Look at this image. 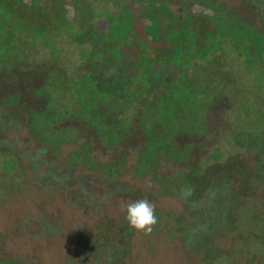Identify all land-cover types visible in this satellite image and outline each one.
Here are the masks:
<instances>
[{
  "label": "rangeland",
  "instance_id": "rangeland-1",
  "mask_svg": "<svg viewBox=\"0 0 264 264\" xmlns=\"http://www.w3.org/2000/svg\"><path fill=\"white\" fill-rule=\"evenodd\" d=\"M257 6L262 11L264 0H0V81L15 84L25 79V73L50 76L52 87L57 89L54 99L59 90L63 98L59 104L71 107L75 93L70 95L72 98L62 96L60 84L68 82L67 87L71 86L76 79L86 78L84 73L94 70L89 64V44L97 37L116 40L119 46L115 54L124 51L136 57L141 69L164 70L172 79L184 78L187 87L193 82L197 88L213 90L209 100L204 96L206 105L200 119L203 127L198 131L203 138L200 146L205 149L198 159L201 169L210 163L206 157L218 158L220 163L231 162V158L244 161L252 191L236 199L250 203L246 208L249 211L244 212L246 218L240 217L235 228L227 229L225 238H218L223 250L225 247L234 251L231 262L222 264H264L253 254H264L257 245L259 239H264V217L256 214L264 213V17L256 11ZM251 27L257 28L256 32ZM143 56L149 58L147 64L141 62ZM20 73H24L23 77ZM31 81L32 93L39 95L44 82ZM12 96L9 105L16 104ZM33 112L29 110L24 116L35 123ZM210 128L214 130L212 136ZM6 135L12 150L18 148L20 140L19 152L26 150L22 138L34 137L25 129ZM74 135H61L53 149L65 171V156H71L77 148L71 137ZM46 139L57 142L52 135ZM7 156L13 157L11 150H6V156L0 151L1 264H74L78 260L76 227L94 230L106 220L122 218L125 206L132 202L118 196L106 197L102 211L86 208L80 201L68 202L66 197L80 193L47 175L37 184L32 178L39 172L25 156L13 158L21 162L22 173L3 158ZM46 167L57 169L60 165L44 166L39 162L40 171ZM133 181L145 186L137 179ZM176 185L184 188L183 195L169 192L150 202L160 213H184L180 224L176 225L174 218L161 216L150 234L131 227L128 255L121 264H209L199 258L205 252L203 246L195 248L197 240L185 242L181 236L186 220L195 215L188 207L201 195H191L177 180ZM158 187L151 186L155 192ZM205 199L209 200L207 193ZM259 207L263 208L261 212ZM45 224H56L59 230L45 237ZM174 227L179 232L171 236ZM191 243L195 246L188 245ZM219 254L223 253H216Z\"/></svg>",
  "mask_w": 264,
  "mask_h": 264
},
{
  "label": "trees",
  "instance_id": "trees-1",
  "mask_svg": "<svg viewBox=\"0 0 264 264\" xmlns=\"http://www.w3.org/2000/svg\"><path fill=\"white\" fill-rule=\"evenodd\" d=\"M256 11L264 17V9L261 11L258 7ZM253 30L256 32L257 28ZM91 44L89 64L94 70L84 73L86 78L76 79L71 86L67 87L68 82L60 84L62 96L72 98L70 95L75 93L76 100H71V107L59 104L63 99L59 90L54 99L57 89L52 87L50 76L20 73V77L24 74L22 77L27 82L23 79L15 81V84L0 81V151L6 156L8 149L13 155L3 158L22 173L21 162L13 158L25 156L29 165L39 172L32 178L37 184L47 175L61 186L72 187L75 193H80L76 197H66V201H80L84 207L99 211H102V202L106 197L118 196L134 202L142 197L151 201L169 192L183 195L184 188H177V180L187 188L188 193L200 194L202 198L191 201L188 207L195 215L190 216L183 226L181 236L184 241L193 243L197 240L198 246L188 245L195 248L203 246L205 252L199 257L203 263L231 262L233 249L224 247L223 250L218 238H225L227 229L235 228L234 223L240 217L246 218L244 212L249 211L246 208L250 207V203L237 202L236 199L248 196L252 191L247 181L250 178L248 165L244 161L231 158L230 163H220L218 158L206 157L210 163L203 171L201 169L198 159L205 149L200 146L203 138L198 131L203 127L204 96L208 99L213 90L197 88V83L193 82L187 87L184 78L172 79L169 77L171 74L164 73V70L153 72V69L139 68L136 57L127 56L124 51L115 54L119 46L116 40L96 37L91 39ZM149 61L144 56L141 60L145 64ZM39 79L45 87L42 85L39 88L41 93L36 95L30 85L33 84L31 80ZM140 85L143 88L139 89ZM53 91L55 95L51 97ZM95 93L100 99H96ZM11 95L16 104H8ZM32 109L35 123L24 116ZM253 126L259 127L257 124ZM157 128L161 132H156ZM21 129L33 132L34 137L26 135L22 138L26 150L19 152L22 149L20 140L16 143L18 148L12 150L6 134L12 132L16 135ZM73 133L72 141L77 148L71 156H65L64 159L68 160L63 164L68 168L65 171L62 163L57 162L53 149L61 135ZM208 133L212 136L213 128ZM48 135L55 136L57 142H49L46 139ZM33 153L42 156L33 157ZM40 161L44 166H53L54 163L60 168L46 167L45 171H40ZM198 169L202 171L200 174ZM75 171L79 174L74 175ZM135 179L145 186L135 185ZM238 181L242 183L237 184ZM156 184L159 187L155 192L151 186ZM48 186L52 187V184ZM206 193L208 201L203 200ZM201 204L204 205L203 210ZM258 209L261 212L263 208ZM155 211L157 224L161 216H167L174 218L179 225L180 215L185 216L184 213L173 215L171 211L160 213L156 208ZM256 214L264 217V213ZM125 215L103 221L94 230L76 227L78 260L74 264L88 261L91 264H121L128 255L131 233ZM176 228L171 229V236L179 232ZM52 230H57L56 224H45L44 236ZM257 245L264 251V239H259ZM220 252L223 254L216 255ZM255 253L254 259L264 261L263 253L261 257ZM67 261L71 260L68 258Z\"/></svg>",
  "mask_w": 264,
  "mask_h": 264
},
{
  "label": "clouds",
  "instance_id": "clouds-1",
  "mask_svg": "<svg viewBox=\"0 0 264 264\" xmlns=\"http://www.w3.org/2000/svg\"><path fill=\"white\" fill-rule=\"evenodd\" d=\"M125 220L137 231L150 234L157 224L155 205L147 197H142L125 206Z\"/></svg>",
  "mask_w": 264,
  "mask_h": 264
},
{
  "label": "flooded vegetation",
  "instance_id": "flooded-vegetation-1",
  "mask_svg": "<svg viewBox=\"0 0 264 264\" xmlns=\"http://www.w3.org/2000/svg\"><path fill=\"white\" fill-rule=\"evenodd\" d=\"M223 4V3H222ZM239 15V14H238Z\"/></svg>",
  "mask_w": 264,
  "mask_h": 264
}]
</instances>
